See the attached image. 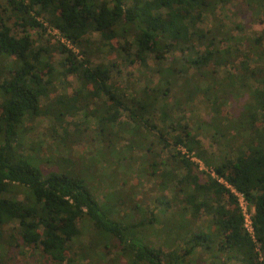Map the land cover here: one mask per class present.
Wrapping results in <instances>:
<instances>
[{
	"label": "trees",
	"instance_id": "16d2710c",
	"mask_svg": "<svg viewBox=\"0 0 264 264\" xmlns=\"http://www.w3.org/2000/svg\"><path fill=\"white\" fill-rule=\"evenodd\" d=\"M218 1L225 0H0V264H95L100 258H91L85 245L76 242L80 220L111 239L105 249L115 247L118 256L110 264L126 253L129 264H184L198 248L210 254L208 264H264V67H252L249 52L237 45L226 46L227 31L218 35L212 27H201ZM244 2L264 9V0ZM51 30L56 31L53 38L46 33ZM263 40L264 31L255 41ZM106 49L116 57L105 62ZM55 54L61 55L57 62ZM129 62L148 73L142 74L140 91L131 94L126 91L130 83L123 88L116 80ZM220 68L228 78L238 75L246 90L249 79L256 86L247 93L252 100L245 111H239L237 136L242 140L216 161L184 115L175 113L181 106L195 107L196 96L202 94L208 112L204 120L217 127L228 95L226 82L216 81ZM149 72L157 75L156 81ZM70 76L78 81L72 93L51 98L56 83ZM204 76L212 82L204 79L205 89L200 85ZM237 79L228 82L234 86ZM53 109L63 132L59 136L68 141L73 133L67 132L66 116L82 110L92 116L100 148L110 159L126 139L149 159L150 174L158 173L160 187L173 190L170 200L156 196L155 205L145 209L148 216L122 225L117 216L101 210L81 180L66 173L42 176L26 158L30 153L22 151L17 129ZM57 129L51 130L56 136ZM226 131L217 129L224 136ZM20 132L22 138L23 127ZM108 143L112 147L106 149ZM193 158L230 187L200 169ZM234 191L253 208V235L244 227ZM132 209L135 214L143 210L138 203ZM203 215L210 217L205 227L196 222ZM153 228L164 236L167 251L154 247L146 233L143 242L132 232Z\"/></svg>",
	"mask_w": 264,
	"mask_h": 264
},
{
	"label": "rangeland",
	"instance_id": "374dc122",
	"mask_svg": "<svg viewBox=\"0 0 264 264\" xmlns=\"http://www.w3.org/2000/svg\"><path fill=\"white\" fill-rule=\"evenodd\" d=\"M253 5V7L250 6L245 3L244 0L218 1L215 3L212 13H207L205 16V19L201 23V27H212L215 34L218 33V35L227 31L229 33V43L226 44V46L234 45V47H236L237 45L238 49L242 50L244 53L249 52L250 65L252 67L263 68L264 40L262 42H256L255 40L264 31V9L256 6L255 3ZM220 24H223L224 30L221 29L222 26L220 27ZM46 33L48 37L52 36L53 38L51 31H47ZM47 36L45 35V37ZM224 36L226 35L224 34ZM93 37L98 38V34L95 33ZM52 38L50 39L51 41ZM108 50L109 49H106V52L104 51L102 54V59L105 62L109 58L112 59L116 57L115 52H109ZM170 55L171 54H169V57ZM60 57L61 55L55 54L53 62H57ZM149 63L151 65L152 61L150 60ZM140 69L135 62H129L123 65L120 76H117L116 80L119 81L120 86L125 88L127 83H130L132 86L131 89L126 88L128 94H131L134 89L140 91L144 86L142 74L146 75L148 73ZM225 71V68H220L218 78L216 79V81L222 84L226 82L225 88L228 91L226 99L222 101L221 118L223 119L220 124L217 123V127L208 126L207 121L204 120L208 118V112L205 107V97L202 94L196 96L195 107L192 106L191 109H188V106H181L182 111L175 113L177 117L180 114L184 115V119L192 133L197 135L202 146L216 161L226 153L230 148L229 145L235 147L242 140L239 135L237 136V130H239V128L241 129L239 126L241 123H239L240 120L238 118L239 111H245L244 105L252 100L247 93L256 86V83L249 79L245 83V85L248 86L246 90V86L239 83L240 79H237L238 75H235V78L234 75L231 74V79V77H227L228 74L227 72L225 74ZM149 75L153 77V81H156V74H151L149 72ZM220 77L223 78L221 81ZM201 79L203 82L201 80L200 85L203 89L207 86L204 79L210 84L212 83L209 76L201 77ZM236 79L238 82L234 83V86H231L229 82H234ZM77 86L78 81L73 76H70L64 81L60 80L56 83L55 91L51 94V98L59 94L68 95L72 93ZM47 102V100L42 98L41 106L46 107ZM56 109L50 112L51 115H41L33 120H25L22 126H18L17 129V134H19L18 137L21 139V145L23 147L22 151L30 153L26 158L41 172L42 176H46L50 173H66L72 178L81 180L88 190L96 197L101 206V210H104L108 214L110 212L114 214L115 217L117 216L122 225H127L133 220L137 221L138 218L148 216V211H145V209H148V205H155L156 196L161 194L166 198L168 197L170 200L173 190L170 188L163 190L160 187L158 173L155 175L150 174L151 167L147 165L149 159H145L137 148L132 146L129 147L130 143L126 139L121 140L116 146L115 151H113L114 153L111 154L112 159H110L108 157V152H104V150L100 148V141L96 138V120L92 116H84L85 110H82L78 112L75 117L66 116L64 119L68 123L67 132L70 134L73 133L68 141L67 138L64 139L59 136L63 132L58 126L59 122L55 121L53 118V112L54 115L57 113ZM184 119H182L181 123L184 122ZM259 120L258 125L261 127V119ZM21 127H23L24 132L22 138L20 136ZM53 127L58 128L56 130L57 136L51 131ZM116 128L119 129V125H117ZM226 128L228 132L226 131L225 136L217 132V129L221 131ZM123 133L124 136L127 137L130 131L125 128ZM246 133L242 132L243 135H247ZM107 145H105L106 149L111 146L110 143ZM32 147H39V149L33 152ZM148 157H150V155H148ZM117 158H119L118 163L116 162L118 161ZM204 168L207 167L204 166ZM14 190H20L18 191L19 194L23 193V189L14 188ZM121 201L123 202L122 205L119 204ZM151 201H153L152 204H150ZM114 202L118 205L115 206ZM133 203H138L143 210H139L138 213L135 214L136 211L132 209ZM242 204L246 206L245 209L249 213L253 212L252 207H248L245 202ZM170 206L172 207V203ZM122 216L124 217L121 218ZM175 218H179L177 214ZM208 219H210V217L203 215L202 220L196 222L202 227H205L208 223ZM78 227L80 229V234L76 238V242L77 244L81 243L85 245V250L89 252L91 258H100L95 264H110L111 261L109 260L118 256L115 254V251H117L115 247L107 244V250L105 249L106 242L110 243L111 239L108 238L107 235L97 234L91 229L90 223L87 220H80ZM154 227H156V225H154ZM152 231H154V228L150 231L136 229L132 232L143 242H145L143 234L146 233L148 241L154 247H160L164 251H167V247H165L163 243L164 236H158L156 232L153 233ZM185 239L186 238H184V240ZM186 244L188 243H185V241L181 242V245ZM209 255H207L206 252L203 253L201 248H198L189 256L185 257L184 264H208L211 261ZM85 261L87 260H84L82 263L92 264L90 260L87 262ZM128 261L129 254L126 253L121 256V261L116 259L112 262L113 264H129ZM228 264L232 263L229 262Z\"/></svg>",
	"mask_w": 264,
	"mask_h": 264
},
{
	"label": "built area",
	"instance_id": "2783aa9c",
	"mask_svg": "<svg viewBox=\"0 0 264 264\" xmlns=\"http://www.w3.org/2000/svg\"><path fill=\"white\" fill-rule=\"evenodd\" d=\"M52 31L56 33L55 30H51V32H52ZM60 38H61V37H60ZM61 41L63 42V41H65V40H64L63 38H61ZM67 44H68L69 47H71L72 49H74V50L76 51V49H75L71 44H69V43H67ZM182 150L185 151L184 149H182ZM193 159H194L195 162L198 163L200 169H204V170H206L207 172H209V173L211 174V176L216 177L220 182H222V183H224L226 186L230 187V185H229L228 183H226L223 179L218 178V177L215 175V173L213 172L212 169L204 168L203 163H202L199 159H197V158H193ZM232 190H233V189H232ZM234 193L238 196V199H239V202H240V206L242 207V211H243V215H244V227H245V229H246L251 235H253V227H252L251 219H250V214H251V213H249V212L245 209L246 206H243L242 203H244L245 200L243 199L242 195L239 194V193H237V192H235V191H234ZM245 204H247V203L245 202Z\"/></svg>",
	"mask_w": 264,
	"mask_h": 264
}]
</instances>
